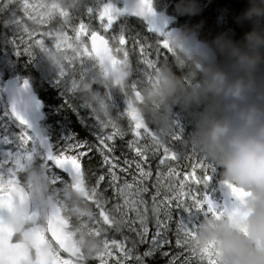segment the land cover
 <instances>
[{
    "label": "trees",
    "instance_id": "trees-1",
    "mask_svg": "<svg viewBox=\"0 0 264 264\" xmlns=\"http://www.w3.org/2000/svg\"><path fill=\"white\" fill-rule=\"evenodd\" d=\"M63 1L65 0H60ZM198 1L205 2V6H200L198 12H195V6L192 10L188 9V5H193L195 0H164L162 9L176 17V24L185 21L182 33H195L199 41L206 43L215 51L218 62L221 59L220 44L221 42L226 44L229 51L228 70L219 67L216 68V73L236 87L225 72H232L234 78L235 72L243 67L260 66L261 61L264 62L263 56H256L248 51L253 44L264 39V0ZM71 2L76 4L71 16L68 13L69 8L62 6V10H67L65 25L58 17L51 20L49 25L69 32L80 26L100 31L97 27L99 14L96 13V9L99 5L103 7L108 0ZM153 2L158 5V0ZM87 11L89 15L79 16ZM88 17L96 22L95 25L87 22ZM107 22L110 23V20ZM111 30L119 42L124 44V58L130 63L127 81L135 86V91L145 95L147 89L141 83L156 80L160 76L168 80L165 85L170 88L168 89L170 93H164L165 85L156 90L157 97H152L148 106L150 119L143 116V121L134 123L129 120L120 121L112 133V141L101 144L94 133L100 131L101 125L93 121L92 127L86 115L78 117V114L88 112V108L92 106L109 121H116L115 118L122 117L125 109L118 97L121 92L118 87H113L108 82L111 94H105L103 87L92 84L88 89L90 99L78 92L65 93L64 98L78 114L69 111L66 105L59 104L60 101H53L52 106H59L57 119L54 114L50 122L54 152L59 154L58 151L62 150L65 153L63 155L78 159L83 186L87 194L93 193L95 200L98 201V206L94 208V203H88L87 200L76 196L77 202L68 205L69 208L79 207L83 211H94L96 218L94 230L84 233L82 251L87 253L100 241L101 235L110 240H117L123 239L122 236L127 232L141 233L142 227L137 217L142 216L147 217L149 236H152L156 229L161 232L166 230L170 240L174 242L176 225L168 214L172 209H183L181 212L186 214L191 207L187 200L193 199L195 195L202 198L206 192L198 185V179L204 177L206 181L207 174L210 175L213 185H216L225 180L226 176H235L238 170L235 159L223 138L226 132L234 129L235 117H238L236 108H248L244 106L245 98L240 89L239 104L233 99L225 100L218 94L210 95L206 91L202 73L176 51H167L163 48L160 39L147 33L141 21L118 14L116 20L111 22ZM107 38L111 42V37L107 35ZM192 73H195L197 83H200L203 89L194 99L188 96L189 91L198 90L189 81V75ZM98 92H102L108 99L104 107L99 106L94 99ZM159 100L162 101L163 107L158 105ZM185 102H190L195 107L191 106L192 110L188 111L183 107ZM112 103L117 110L111 107ZM152 103L158 105L154 111ZM139 126H142V130H137ZM61 133L70 138L60 139ZM235 139L236 136L232 141L235 142ZM192 170L197 171L198 175L192 176ZM174 178L180 181L176 186ZM239 178L242 182L241 187L245 190H255L249 176ZM68 186L71 188L70 181ZM131 197L137 198L136 206L132 205ZM116 210L122 213L120 223L112 220L103 221V212ZM135 211L137 212L134 213ZM159 211H162V215ZM62 216L66 218L65 213H62ZM125 216L130 217L126 223ZM156 216H160L161 219H154ZM114 217H118L117 213ZM67 221L69 231L73 230V221ZM126 226L129 227L128 230ZM172 228L174 233L171 231ZM140 244L144 249V244L141 242ZM180 244L187 248L185 244ZM146 247L148 248V244ZM157 250L159 251L156 252V256L152 257L154 261L160 259L158 256L160 249Z\"/></svg>",
    "mask_w": 264,
    "mask_h": 264
},
{
    "label": "rangeland",
    "instance_id": "rangeland-1",
    "mask_svg": "<svg viewBox=\"0 0 264 264\" xmlns=\"http://www.w3.org/2000/svg\"><path fill=\"white\" fill-rule=\"evenodd\" d=\"M57 1L63 7H68V13L70 16L73 15L72 9L76 4L72 3L71 0ZM163 2L164 0H158V7L161 9L158 12H162ZM59 3L55 0H4V2L0 0V17L3 16L7 20L6 25L9 26L5 30H0V101L1 96L4 95L3 83L5 79L16 77L20 80L25 78V74L36 82L37 87L45 91L46 96H52L53 101L61 102L63 100L69 103L63 95L71 93V89L80 91L85 98L90 99L88 89L93 82L97 87H103L105 94H111L107 85V78L104 79L102 71L98 70L90 58L92 54L87 43L83 40L84 36H82V33L72 38L70 37L71 33L69 34L67 31L58 32L56 27H50V30H48L47 25L49 22L57 17L65 25L64 18L67 15V10L64 9L63 12H59ZM194 6L195 12H198L200 6H205V2L199 3L198 0H195L193 5H188V9L192 10ZM99 9L102 18L110 17L113 19V22L116 20L118 14L122 15L121 5L116 1L113 2L110 9L99 5L96 9L97 14ZM177 11L180 12L178 9ZM87 15H89V11L83 12V15L79 16L84 17ZM87 22L93 25L96 23L90 17L87 18ZM233 23L236 25L235 21ZM185 25L186 22L183 21L181 24L177 23L176 27L182 29ZM41 27L43 29L46 28L43 33ZM97 27L100 30L103 29L111 37L112 41L116 42V56L119 57V53H121L124 57L125 53L122 48L124 44L121 41L117 42L118 37L113 35L111 24L104 27L98 24ZM51 33L52 36L50 35ZM41 34L43 44L39 47L41 44ZM6 36L11 37L9 43L3 40V38L6 39ZM17 40L20 41V44ZM226 48V44L221 42L219 50V57L221 59L216 68L224 67L227 71L229 51ZM165 49L172 51L170 47ZM248 51L249 53H254L256 56L264 57V39L260 42L257 41ZM77 58L81 59L77 61ZM120 59L125 69L128 70L129 61L125 58ZM198 64L202 65V62L198 61ZM192 65L195 67L193 63ZM29 66L30 71H27ZM225 74L241 90L245 98L244 106L248 107L236 108L238 110V117H235L234 129L233 131L226 132L223 138L226 147L234 156L238 169L235 176H226V179L242 186L239 177L249 176V180L254 183L255 191L261 194L263 198L261 211L257 214L255 220V229L264 232V62L261 61L260 66L243 67L241 70L235 72L234 78L232 72H225ZM167 81V79L158 76L156 80L153 79V81L149 80L141 83L147 89L145 95L135 91V86L130 85L128 82L123 85L125 89L121 90L118 97L122 103L127 102L129 104L125 110L129 116V121L132 123L136 122L135 116L130 115V110L133 108L138 109L143 116L149 117L148 106L150 105V99L157 97L155 91L162 88ZM189 81L194 85V88L198 89L195 92L189 91L188 93V96L194 99L202 93L203 89L201 88V84L197 83L195 73L189 75ZM168 89L170 88L165 85V94L170 93ZM94 99L101 107H104L106 102H108V99L103 96L102 92H98ZM158 105L163 107L162 101H159ZM191 106L195 107L190 102H185L183 105L188 111L192 110ZM111 107L117 110L114 103H112ZM88 112H93L94 115L87 116L86 119L89 121L93 119V121L98 122L102 127L100 131L95 132V136L102 141H112V133L115 132L117 125L116 121L107 120L104 115L92 106L88 108ZM244 112H250L256 121V125H258L255 127L250 138L260 162L257 167L249 161L246 155L240 154L237 144L238 138L244 133L245 129L241 118ZM86 113L84 112L82 115H78V117H84ZM52 114L51 111L46 116L48 117ZM102 118L105 119V123L102 122ZM0 125H4V127L0 126V133H3L8 141L13 143L12 148L5 145L0 155V194L7 191L12 183V175H16L18 180L22 176L27 177L26 181L29 185L26 187L30 195L31 204L34 201L32 210H38L42 219V222H39L40 230L42 232L45 230V200L42 202L41 199L43 194L45 196L50 195L60 205L66 219L73 221L74 229L69 234L73 235L79 249L82 251V246L85 242L84 233L94 230V221L96 220L94 211H83L79 207L69 208L68 205L77 202V195L68 186L65 179L58 177L56 173L50 170L51 167L41 158L43 157L42 153L39 154L37 149L31 145L28 134L17 131L12 127L14 124L8 118L5 110L0 112ZM45 125L46 132L53 139L52 126L48 119ZM169 129L171 132V127ZM61 136L62 138H60ZM235 136L236 139L233 142L232 139ZM0 137L2 136L0 135ZM60 137V139H63V137L70 138L65 133H61ZM61 151H58L60 155L65 154ZM191 173L192 176L198 175V172L195 170H192ZM202 173L206 174L207 172ZM205 178L206 181L204 177L199 178L198 185L202 190H205L206 194L211 195L214 200L219 202L220 184L213 185L210 175L206 174ZM174 183V186H176L180 181L174 178ZM183 198L185 199V196ZM86 200L88 203H94V208L98 206V201L95 200L93 193L88 194ZM131 201L132 205H137L136 197H131ZM187 201L191 203V207L185 212L186 214L181 212L184 211L183 209H172L170 214H168V216L172 217L171 221L176 225L175 229L177 231L174 242L170 240L166 230L161 232L159 229H156L153 235L149 236L150 229L147 217H137L142 227L141 233L136 231L132 233L127 232L122 236L123 239L118 238L117 240H110L101 235L100 241L94 244L88 252L91 255L90 259L95 260V264H105L104 262L107 264H162L164 260L166 261L165 264H264V253H259L249 241L242 240L237 236V233L234 234L229 229L221 209L217 213L222 219L216 221L203 205V196L199 198L198 195H195L193 199L190 200L189 198ZM115 213H117L118 217H114ZM127 213L130 214L129 211ZM102 214L104 215V217L102 216L104 222L112 220V222L120 223L121 221L122 213L120 210L103 212ZM159 214L162 215V211H159ZM164 214L166 215V212ZM156 217L154 219H161L160 216ZM129 220L130 217L127 218L125 216L124 223ZM126 229L128 230L129 227L126 226ZM171 231L172 233L175 232L173 228ZM140 242L144 244L145 250ZM180 243L185 244L187 248ZM48 244L50 247L53 246L49 241ZM146 244H148V248ZM157 249H160L158 253L160 259L148 262L147 257L152 259L153 256H156V252L159 251ZM186 249H188L187 253L185 252ZM182 254H185L184 257L177 259ZM164 256H169L170 259Z\"/></svg>",
    "mask_w": 264,
    "mask_h": 264
},
{
    "label": "water",
    "instance_id": "water-1",
    "mask_svg": "<svg viewBox=\"0 0 264 264\" xmlns=\"http://www.w3.org/2000/svg\"><path fill=\"white\" fill-rule=\"evenodd\" d=\"M124 4L122 11L130 16L142 19L149 32H155L159 36L164 35L165 45L172 44L181 54L191 60L193 54L203 60L208 66L216 63L214 51L204 43L199 42L194 34L183 39L180 38L178 29H171L165 33V30L174 22L164 14L158 15L150 5V0H121ZM91 50L99 59L104 68L105 75H110L114 84L122 83L126 78L120 67V62L115 60L107 48L105 41L93 36L90 39ZM205 81L211 93L220 92L226 98L234 97L240 102V92L233 89L229 82L222 81L215 75L214 69L203 71ZM16 82L7 83L6 95L10 104V110L13 117L20 123L31 125L30 116L35 114L37 120L41 119L40 104L35 100L32 91L27 82L16 91ZM19 102V103H18ZM245 124V133L238 139L240 153L248 154L250 160L258 165L256 154L249 140L250 132L254 128V120L249 112L242 114ZM40 147L46 152V157L52 160L53 165L62 173L66 174L73 184V190L82 198L86 197V191L83 187L81 167L76 161L56 162L51 156L48 142L42 137L40 132L34 133ZM221 202L229 228L237 230L254 243L260 250L264 248V233L256 232L254 229V216L257 207L260 204V196L254 191H244L242 188L232 185L229 181H223L221 184ZM17 188H15V191ZM204 203L211 212L216 211L219 206L213 201L210 195H206ZM29 202L25 193L21 190L14 192L10 189L7 195L0 197V264H62L50 251L44 238L35 227L37 213L29 214ZM48 221L46 232L49 239L63 254L72 260H76L79 250L71 236L65 229L68 223L60 216L56 205L48 204ZM220 219L219 215L215 216ZM31 227L21 234L20 242H12L14 236L20 234L25 222ZM32 254V255H31Z\"/></svg>",
    "mask_w": 264,
    "mask_h": 264
},
{
    "label": "flooded vegetation",
    "instance_id": "flooded-vegetation-1",
    "mask_svg": "<svg viewBox=\"0 0 264 264\" xmlns=\"http://www.w3.org/2000/svg\"><path fill=\"white\" fill-rule=\"evenodd\" d=\"M6 23H7V20H6L3 16L0 17V30H5V29L9 28V26H7ZM0 42H1V37H0ZM36 91H37V93H38L39 100H40L41 102H51V103H53V98H52V96H46L44 93H42V91L40 90L39 87L36 88ZM1 97H2V96H1ZM1 123H2V120H1ZM0 126H1V127H4V125H0ZM3 142H4V140H3ZM262 199H263V198H262ZM262 232H263V231H262ZM51 249H52V251L56 254V257H57V258L60 260V262H62V263H71V264H93V263H94V264H95V262H93V263H89L88 260H86L87 257H86L84 254H82V252H80L79 260L75 261V263H72L70 259L66 258L63 254L57 252V251L55 250V248L51 247ZM164 257L169 258V256H164ZM180 257H184V254L179 255L178 258H180ZM178 258H177V259H178ZM196 258H197V256H196ZM147 261H148V262H152L153 259H150V258L147 257ZM104 263L107 264L106 262H104ZM165 263H166V261L164 260V262H162V264H165Z\"/></svg>",
    "mask_w": 264,
    "mask_h": 264
}]
</instances>
